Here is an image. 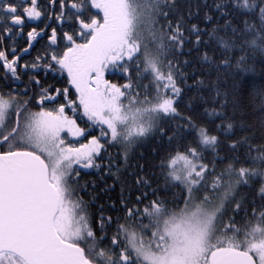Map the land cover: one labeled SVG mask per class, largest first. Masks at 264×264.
I'll list each match as a JSON object with an SVG mask.
<instances>
[{
    "label": "snow or ice",
    "instance_id": "1",
    "mask_svg": "<svg viewBox=\"0 0 264 264\" xmlns=\"http://www.w3.org/2000/svg\"><path fill=\"white\" fill-rule=\"evenodd\" d=\"M33 20L50 23L18 49ZM190 44L210 73L188 97ZM257 56L264 0H0V264H264V90L258 132L235 115L234 78ZM150 138L160 148L141 163ZM93 168L120 184L115 216L77 194Z\"/></svg>",
    "mask_w": 264,
    "mask_h": 264
},
{
    "label": "trees",
    "instance_id": "2",
    "mask_svg": "<svg viewBox=\"0 0 264 264\" xmlns=\"http://www.w3.org/2000/svg\"><path fill=\"white\" fill-rule=\"evenodd\" d=\"M43 2V0H42ZM203 2V0H201ZM196 22V21H192ZM44 23H49V21H36V22H28L26 21L25 26L23 28V32L16 38L15 46L19 48H24L27 46L26 43V37L27 32L31 30V28L35 27L39 31L40 28L44 27ZM200 26L203 28L205 25L203 23L200 24ZM193 42L195 41V37H192ZM34 47L30 49V55L24 56V59L20 61L22 64L24 60H31L35 57L38 50L41 49V45L46 43V39L43 41H40L39 43L33 42ZM5 46L11 49V41L6 40L4 41ZM192 49L191 53H189L188 49ZM204 46L200 47V54L202 55L204 51ZM211 54V53H210ZM177 58L183 62L184 60H188L189 64L187 66H183V70L185 73L188 74V81L187 83L191 85V89L186 88L185 91L188 93V97L194 96L196 94L195 92V84L194 80L198 78L196 74H202L205 77L209 76L210 69L209 66L205 63L198 62L199 56L197 54V49L193 47V45H186L184 52L182 55L177 56ZM251 70L246 73H240L238 76L234 78V80L237 82V88H236V95L235 100L238 103L239 107L235 110V115L237 118H243L248 124L252 125L254 129L259 131V101L255 98L256 93L260 92L261 90H264V63H261V58L259 56L255 57L253 61H250ZM40 76L42 81L45 84L54 85L57 87H65L66 81H64L62 78L60 79H54L53 77H59V73H52L49 72L48 76H44L43 69L39 70ZM66 75V74H65ZM3 78V70L0 69V80ZM107 78L112 80L114 83H123V80L120 79L118 75H111L108 74ZM211 78L215 79V72L211 71ZM28 77L22 75V81L27 82ZM21 81L16 82V86L19 88L24 87V83ZM232 80H229L227 82H221V87H227L229 90H231L232 87ZM70 91H74V89H70ZM205 95L208 94L206 89H203ZM186 97L185 99L187 100ZM232 97H230V100ZM195 105L197 107L198 112H202V107L200 106V101H195ZM33 110L35 108L33 107ZM229 113L231 114L233 112L231 103L229 104L228 108ZM69 115H72V113L69 111ZM78 123H80L81 127H87V125L84 123V119L79 116ZM205 123L208 122L207 119L204 121ZM219 123V121H217ZM209 127L211 128L212 125L209 124ZM91 135H99V130H91ZM69 139H72L69 137ZM79 140L80 143H86V138H76ZM160 146L158 142L155 139H148L144 141L139 147L135 150V159H138L141 163H144L145 160L154 161L155 157L153 156V149H159ZM115 151V149H113ZM162 154V151H161ZM158 175V172H157ZM127 179L128 184H132L131 177H125ZM156 183H159L161 185V191L159 195L166 196L171 199L173 193H175L177 196L180 194V190L178 188H172L168 191L163 190V180L162 178L160 180H156L154 178L153 186L155 187ZM81 186H84L87 184V188L85 190L77 189V194L80 196H83L84 200L89 203V209L90 211L95 212L97 210V205L102 204L105 206L106 214L109 215H117L118 213L114 211L108 210V205L111 204L113 201H118L121 188L120 184L116 183L114 185V181L112 178L106 175V173L101 170L97 169H84L81 172V180H80ZM114 185V186H113ZM112 186V187H110ZM107 189V191L105 190ZM127 189L125 190L127 194ZM133 191H135L133 187ZM96 196L97 200L95 202L92 201V197ZM151 198V197H150ZM142 207V206H141ZM122 215V213H119ZM147 222V221H145Z\"/></svg>",
    "mask_w": 264,
    "mask_h": 264
},
{
    "label": "rangeland",
    "instance_id": "3",
    "mask_svg": "<svg viewBox=\"0 0 264 264\" xmlns=\"http://www.w3.org/2000/svg\"><path fill=\"white\" fill-rule=\"evenodd\" d=\"M28 22H36V20H33V21H28Z\"/></svg>",
    "mask_w": 264,
    "mask_h": 264
},
{
    "label": "water",
    "instance_id": "4",
    "mask_svg": "<svg viewBox=\"0 0 264 264\" xmlns=\"http://www.w3.org/2000/svg\"><path fill=\"white\" fill-rule=\"evenodd\" d=\"M50 23V22H49Z\"/></svg>",
    "mask_w": 264,
    "mask_h": 264
}]
</instances>
